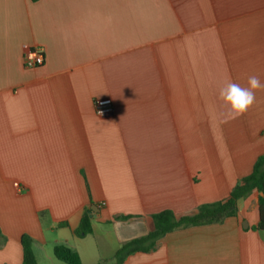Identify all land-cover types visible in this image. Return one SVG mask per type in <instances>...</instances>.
Segmentation results:
<instances>
[{"label": "crops", "instance_id": "0c3cea01", "mask_svg": "<svg viewBox=\"0 0 264 264\" xmlns=\"http://www.w3.org/2000/svg\"><path fill=\"white\" fill-rule=\"evenodd\" d=\"M27 48L44 64L25 67ZM251 75L264 81V0H0V264H22L23 235L38 264H65L58 245L116 264L153 215L227 200L264 156V90L237 119L218 93ZM258 222L253 192L123 264H264Z\"/></svg>", "mask_w": 264, "mask_h": 264}, {"label": "trees", "instance_id": "16d2710c", "mask_svg": "<svg viewBox=\"0 0 264 264\" xmlns=\"http://www.w3.org/2000/svg\"><path fill=\"white\" fill-rule=\"evenodd\" d=\"M253 192L259 194V222L255 229L264 232V156H261L254 164L251 174L237 182L227 200L201 205L197 212L190 216L177 217L170 210L153 215L154 229L143 237L123 244L115 255V263L123 264L130 255L154 250L158 242L169 232L189 226L220 224L228 218L237 216L239 201L247 198ZM90 214V210L84 212L79 228L75 231V234L80 238L92 232ZM128 218V216L118 217L123 220ZM21 244L23 247L22 264H38L33 251L32 238L23 235ZM53 253L59 261L65 264H82L79 254L68 246L58 245L54 248Z\"/></svg>", "mask_w": 264, "mask_h": 264}, {"label": "clouds", "instance_id": "9594fccd", "mask_svg": "<svg viewBox=\"0 0 264 264\" xmlns=\"http://www.w3.org/2000/svg\"><path fill=\"white\" fill-rule=\"evenodd\" d=\"M258 90H264V81L256 75L248 77L246 87L231 81L226 82L219 89L218 99L227 107L228 118L237 119L248 112L256 103Z\"/></svg>", "mask_w": 264, "mask_h": 264}, {"label": "built area", "instance_id": "2783aa9c", "mask_svg": "<svg viewBox=\"0 0 264 264\" xmlns=\"http://www.w3.org/2000/svg\"><path fill=\"white\" fill-rule=\"evenodd\" d=\"M44 54L36 48H27L24 55V64L27 68H36L44 64ZM111 100H102L97 103V111L105 114L111 111Z\"/></svg>", "mask_w": 264, "mask_h": 264}, {"label": "water", "instance_id": "95a60500", "mask_svg": "<svg viewBox=\"0 0 264 264\" xmlns=\"http://www.w3.org/2000/svg\"><path fill=\"white\" fill-rule=\"evenodd\" d=\"M98 208L96 206H92L91 211L97 212ZM91 217V215H90Z\"/></svg>", "mask_w": 264, "mask_h": 264}]
</instances>
